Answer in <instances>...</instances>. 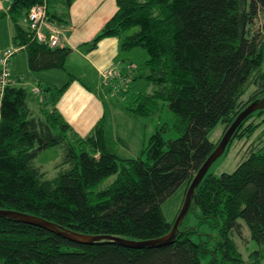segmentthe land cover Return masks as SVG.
Here are the masks:
<instances>
[{
	"label": "trees",
	"instance_id": "16d2710c",
	"mask_svg": "<svg viewBox=\"0 0 264 264\" xmlns=\"http://www.w3.org/2000/svg\"><path fill=\"white\" fill-rule=\"evenodd\" d=\"M72 1L9 0L10 47L25 51L31 71L63 69L71 47L61 45V38L56 45L37 39L26 18L30 7L44 3L46 21L58 28ZM115 2L114 13L86 48L108 36L117 37L121 49L143 47L147 57L139 66L141 76L154 87L138 92L132 110L154 113L165 101L174 115L172 126L156 128L141 150L144 157H120L106 137L103 117L80 136L55 107L75 75L69 73L55 89L37 86L38 114L28 104L24 85L15 83L22 76L11 77L0 99V208L83 233L147 239L169 231L174 218L166 219L163 200L179 185L185 193L237 113L264 94V0ZM258 17L260 25L252 30ZM105 75L119 76L111 67ZM248 85L254 87L244 97ZM263 111L256 109L239 123L221 154L233 140L254 132L258 123L252 118ZM219 121L222 134L211 141L208 133ZM170 128L177 135L163 138ZM57 144L62 157L47 177L34 159ZM244 154L231 171L215 174L208 168L194 188L189 208H198L199 222L215 235L194 240L196 228L183 226V218L173 239L161 245L131 247L108 239L81 243L0 215V264H263L264 140L251 142ZM239 218L256 243L246 258L234 238L241 234Z\"/></svg>",
	"mask_w": 264,
	"mask_h": 264
},
{
	"label": "rangeland",
	"instance_id": "374dc122",
	"mask_svg": "<svg viewBox=\"0 0 264 264\" xmlns=\"http://www.w3.org/2000/svg\"><path fill=\"white\" fill-rule=\"evenodd\" d=\"M90 2L91 0H82L84 7ZM104 4L114 5L115 3L112 0H105ZM260 21L261 18L258 17L252 26V30L258 28ZM100 28L101 27H96V29L90 31L88 26H82L77 32L80 34H90L88 37V41H90ZM11 30L12 27L10 23H8V17L4 14L0 15V42L5 36L7 38ZM83 45L85 46L83 47L85 51L94 50L91 53V60L85 56V53L82 51L80 52L79 49L70 50L63 69L31 71L26 64L25 51L19 50L13 54L21 63V71L24 74L23 85L27 90L28 103L35 105L33 93L31 92L32 87L39 86L38 83H34L35 77L41 76L49 82H53L52 87L55 89L68 79V72L72 73L78 79H74V81L71 80L68 83L67 87L73 81L69 90L65 89L67 90L66 92L63 90L64 96L62 99L65 100L70 96L73 97L74 90H72V87L80 86L83 92V98L79 94H76L75 97L76 99H80V104L84 105V107L74 103L72 108H82L86 112V117L88 115L87 111L90 110L96 118H104L103 127L106 137L110 140L115 152L120 157H135L138 155L144 157L145 153L141 150L146 145L149 136L163 123L171 127L174 120V115L171 110L168 109L165 101H159L160 108L154 113L144 115L135 113L132 110L136 105V100L134 98L138 92L151 91L154 87V84L150 80L141 76L143 69L139 68L147 57L145 49L141 46L121 49L119 46L117 53L115 52L111 55L102 54L97 58L99 54L98 50L101 51L99 45L98 47L96 45L91 50L86 48L85 43ZM80 49L82 50V48ZM108 67H111L116 73V76H119L106 77L105 72ZM253 87L252 85H248L244 97H246ZM69 106H71V104H69ZM252 122L258 123L254 132L247 138L242 137L233 140L228 146V149L210 164L209 171L219 174L222 171L233 170L237 163L244 158V153L251 142H255L259 138L264 140V111L254 116ZM73 124L75 123L73 122ZM91 127L89 124L85 125V123H80L78 131L84 136L90 132L89 130ZM222 130L223 123L219 121L215 127L209 131L208 138L211 141H216L221 136ZM176 135L177 133L172 128L162 132V136L165 139L173 138ZM61 157V146L58 144L52 145L39 151L34 159V164L44 171L45 176L50 177L55 174V163L58 162ZM112 177V175L109 176L106 182L111 180ZM183 189L184 186L179 185L161 203L163 213L169 221L176 216L184 193ZM198 214V208L191 206L184 217L183 226L191 225L196 228V231L192 232L191 237L197 240L199 236L206 239L211 236V234L215 235V231L207 223L199 222ZM238 221L242 224L241 234L235 235L234 238L243 257L246 258L248 251L255 248L256 243L250 238L249 229L245 222L241 218H239ZM213 241V239H210V243Z\"/></svg>",
	"mask_w": 264,
	"mask_h": 264
},
{
	"label": "crops",
	"instance_id": "0c3cea01",
	"mask_svg": "<svg viewBox=\"0 0 264 264\" xmlns=\"http://www.w3.org/2000/svg\"><path fill=\"white\" fill-rule=\"evenodd\" d=\"M112 1L115 3L114 5L104 4L105 0H91V2L88 3L86 7H84L82 0H73L71 2V5L69 6L68 12L64 15L65 20L61 21L59 24L57 23L58 28H59L60 38H61L60 44L71 47V51L79 49L80 52L82 51L83 53H85V56L89 60H91V55H92L91 53L94 50L85 51V49L83 48L85 47L83 44L88 41V37L90 34H86V33L80 34L77 31L82 26H86V27L88 26L90 31H93L94 29H96V27L98 28L101 27L103 23L114 13L116 9V2H115L116 0H112ZM8 2L9 0H0V15L4 14L5 16H7L8 23H10V26L12 27L11 19L9 15L6 13ZM12 34H13V27H12V30L7 35V38L5 36V38L0 42V55L7 47H10L13 45L12 44ZM98 45L101 47V51L98 50L99 54L97 58H99L102 54L111 55V54H114L115 52L117 53V50L119 47V41H118V38H116L115 36H108V37H104L100 39L98 41L97 47ZM80 48H82V50ZM13 54L9 57V67H10L11 77L15 78L18 76H22V78L19 79L20 81H16L15 83H19L23 85L24 84V81H23L24 74L21 71L22 69L21 63L18 59H16L15 55ZM75 79H78V78L76 77ZM72 82L69 84L68 87H66L67 90H69V87L71 86V84H73ZM34 83L36 84L38 83V85L41 87L43 84H46V85L50 84L51 86L53 85V82H49L48 80H46L45 78L41 76L35 77ZM32 88H31V92L33 93V99L35 100L34 102L35 105H33L32 103H28V104L30 108L33 110V112L35 111L34 114H38L40 112L39 111V95H37ZM67 90H65L64 92H66ZM72 90H74L73 97L70 96L69 98L63 100L62 99L64 96V92H63L60 95V97L57 99V101L55 102V107L62 114V116L68 121V123L72 126V128L73 129L76 128L77 130L75 129V131L80 136H83L78 131L79 124L85 123V125L89 124L90 127L91 126L93 127V124H95V122L99 119V117L96 118V116H94V114H92V111L90 110L87 111L88 115L86 117V112L82 108H76V109L72 108L74 103H77L80 106L84 107V105L80 104L81 103L80 99H76L75 97L76 94H79L83 98V92H82L81 87L74 86L72 87ZM82 103L85 104L84 102ZM69 104H71V106H69ZM73 122L75 124H73ZM111 147L113 148L112 145Z\"/></svg>",
	"mask_w": 264,
	"mask_h": 264
},
{
	"label": "water",
	"instance_id": "95a60500",
	"mask_svg": "<svg viewBox=\"0 0 264 264\" xmlns=\"http://www.w3.org/2000/svg\"><path fill=\"white\" fill-rule=\"evenodd\" d=\"M262 107H264V94L260 97H257L251 100L249 103H247L246 106H244V108H242L237 113L235 118L226 127L225 131L223 132L219 141L215 145L214 149L206 157V159L203 161V163L200 165V167L197 169L196 173L190 180L185 190L181 206L173 220V223L169 231L163 235L153 237V238H147V239H132V238H126V237L110 235V234H90V233H83V232L71 230L68 228H64L40 216H36V215H32L29 213L16 211L12 209L0 208V215L10 216V217H13L21 221L39 225L46 229L55 231L73 241L81 242V243H91L99 239H108V240L119 242L126 246H131V247L155 246V245H161V244L168 243L169 241H171V239H173V237L177 233V230L179 229V225L182 222L184 216L186 215L189 209V206H190L193 194H194V188L197 186V184L199 183L203 175L206 173L210 164L224 151L227 142L229 141L232 133L234 132L236 127L239 125V123L249 113L253 112L256 109H260Z\"/></svg>",
	"mask_w": 264,
	"mask_h": 264
},
{
	"label": "built area",
	"instance_id": "2783aa9c",
	"mask_svg": "<svg viewBox=\"0 0 264 264\" xmlns=\"http://www.w3.org/2000/svg\"><path fill=\"white\" fill-rule=\"evenodd\" d=\"M29 28L34 32L39 40H48L50 45H56L60 40L59 29L51 22L46 21V6L44 3L33 4L27 15ZM15 51L14 47H7L0 55V99L5 86L11 83L9 57ZM35 92L39 91V87L34 86Z\"/></svg>",
	"mask_w": 264,
	"mask_h": 264
}]
</instances>
